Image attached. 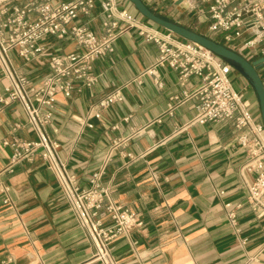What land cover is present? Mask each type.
<instances>
[{"label":"crops","instance_id":"obj_1","mask_svg":"<svg viewBox=\"0 0 264 264\" xmlns=\"http://www.w3.org/2000/svg\"><path fill=\"white\" fill-rule=\"evenodd\" d=\"M118 2L141 15L129 0ZM145 2L162 16L206 33L208 15L198 16L191 0ZM186 12L196 21L187 22ZM141 17L148 26L166 30ZM102 18L97 8L91 26L100 29ZM52 42L54 50L74 49L67 41ZM158 53L157 44L130 28L117 39L113 53L96 61L100 79L95 87H84L71 97L56 95L45 130L82 188L91 185L93 172L103 169L100 182L111 200L140 214L142 226L110 243L117 264H264V216L256 217L247 203L246 184L255 174L243 168L246 153L233 127L194 121L196 100L184 99L183 91L195 90L196 78L181 85L178 73L166 65L159 68L163 87H158L146 72ZM10 55L12 66L34 81L49 71L47 55L28 62L15 50ZM8 86L0 65V98H8ZM118 88L123 101L97 114L94 103ZM175 94L183 99L168 114ZM133 128L141 131L133 133ZM13 134L38 138L22 102L8 98L7 103L0 101V260L10 256L11 264H101L93 257L95 246L72 203L40 154L20 162L14 172L4 170L12 147L3 140ZM233 209L239 231L228 219ZM99 216L110 223L104 208Z\"/></svg>","mask_w":264,"mask_h":264},{"label":"built area","instance_id":"obj_2","mask_svg":"<svg viewBox=\"0 0 264 264\" xmlns=\"http://www.w3.org/2000/svg\"><path fill=\"white\" fill-rule=\"evenodd\" d=\"M191 1L198 16L208 15L205 35L245 57L249 53L246 58L250 61L264 58V0ZM97 8L103 16L100 29L91 26ZM141 16L121 6L118 0H0V65L9 80L8 98L22 102L38 136L27 140L13 134L4 139L3 144L12 147L4 170L14 172L20 162L33 161L40 154L72 203L95 246L93 257L101 264H117L110 243L129 235L143 221L138 212L111 200L100 182L103 169L93 172L91 185L82 188L76 174L68 171L61 160L58 143L45 126L53 116L58 93L71 97L84 87H95L100 79V74L94 71L96 61L113 53L117 39L130 28H138L147 41L158 46V56L146 70L154 76L158 87H163L159 68L166 65L178 73L181 85L196 78L195 90L183 91L184 99L196 100L194 121L228 123L233 127L237 144L246 153L243 168L255 174L246 184L248 206L256 217L264 216V123L261 113L253 114L250 100L234 86L230 77L233 67L203 45L172 31L148 26ZM53 40L72 43L74 49L54 50ZM12 50L27 62L47 55L48 73L38 81L19 73L11 64ZM260 76L264 80V61ZM8 98L2 96L0 101L7 103ZM183 98L173 95L167 113L172 114L174 103ZM123 99L118 88L100 97L94 108L99 114ZM119 143V139H114V145ZM103 208L111 220L109 224H104L99 216ZM228 219L239 231L236 210L229 211ZM12 261L7 256L0 264Z\"/></svg>","mask_w":264,"mask_h":264},{"label":"water","instance_id":"obj_3","mask_svg":"<svg viewBox=\"0 0 264 264\" xmlns=\"http://www.w3.org/2000/svg\"><path fill=\"white\" fill-rule=\"evenodd\" d=\"M139 14L146 19L157 24L158 26L172 31L175 34L203 45L207 49L222 58L230 64L233 69L238 71L253 87L259 102L260 113L264 123V80L260 76V68L263 65L264 58L260 57L255 60H248L238 51L229 46L199 32L188 26L177 23L171 19L157 14L145 0H129Z\"/></svg>","mask_w":264,"mask_h":264},{"label":"rangeland","instance_id":"obj_4","mask_svg":"<svg viewBox=\"0 0 264 264\" xmlns=\"http://www.w3.org/2000/svg\"><path fill=\"white\" fill-rule=\"evenodd\" d=\"M171 13L174 11V9L176 8L175 5L171 6ZM182 12V11H181ZM183 14V12L181 13ZM192 12H186L184 13V19H186L187 22H195L196 21V17H194L192 15ZM246 52H248L249 50H245ZM246 57H249V53L248 56L246 55ZM230 77L233 81L234 86L241 92L244 93V97L249 99L251 102V106H250V110L253 114H257L260 111V107H259V103H258V98L257 95L253 89V87L248 83V81L235 69L232 70Z\"/></svg>","mask_w":264,"mask_h":264},{"label":"trees","instance_id":"obj_5","mask_svg":"<svg viewBox=\"0 0 264 264\" xmlns=\"http://www.w3.org/2000/svg\"><path fill=\"white\" fill-rule=\"evenodd\" d=\"M150 6V5H149ZM152 9H153V7L152 6H150ZM154 10V9H153ZM157 14H159V15H161L159 12H157L156 10H154ZM162 16V15H161ZM164 17V16H163ZM166 18V17H165Z\"/></svg>","mask_w":264,"mask_h":264}]
</instances>
